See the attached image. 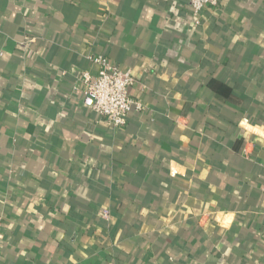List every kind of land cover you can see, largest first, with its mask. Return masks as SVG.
I'll list each match as a JSON object with an SVG mask.
<instances>
[{"label": "crops", "instance_id": "0c3cea01", "mask_svg": "<svg viewBox=\"0 0 264 264\" xmlns=\"http://www.w3.org/2000/svg\"><path fill=\"white\" fill-rule=\"evenodd\" d=\"M0 264H264V0H0Z\"/></svg>", "mask_w": 264, "mask_h": 264}, {"label": "built area", "instance_id": "2783aa9c", "mask_svg": "<svg viewBox=\"0 0 264 264\" xmlns=\"http://www.w3.org/2000/svg\"><path fill=\"white\" fill-rule=\"evenodd\" d=\"M219 4L220 0H190L195 17L202 14L206 7L216 8ZM196 23H200L199 18ZM91 59L98 65V72L93 75L85 71L82 81L86 96L92 99V109L110 126L123 127L128 122L130 112L143 107L130 93L136 78L130 69L121 68L106 56L97 55Z\"/></svg>", "mask_w": 264, "mask_h": 264}]
</instances>
